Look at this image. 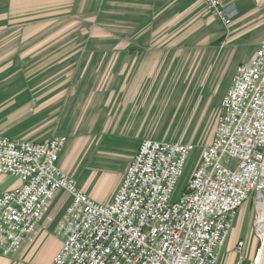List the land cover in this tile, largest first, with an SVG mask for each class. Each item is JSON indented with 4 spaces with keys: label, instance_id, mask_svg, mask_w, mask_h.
<instances>
[{
    "label": "built area",
    "instance_id": "1",
    "mask_svg": "<svg viewBox=\"0 0 264 264\" xmlns=\"http://www.w3.org/2000/svg\"><path fill=\"white\" fill-rule=\"evenodd\" d=\"M230 24L235 8L201 0ZM65 136L42 141L0 134V256L31 240L58 192L70 202L54 227L61 245L49 264H217L239 208L264 192V44L238 62L221 97L211 140L181 195L170 200L193 144L142 138L108 201L94 199L58 165ZM233 264H257L238 239Z\"/></svg>",
    "mask_w": 264,
    "mask_h": 264
},
{
    "label": "crops",
    "instance_id": "2",
    "mask_svg": "<svg viewBox=\"0 0 264 264\" xmlns=\"http://www.w3.org/2000/svg\"><path fill=\"white\" fill-rule=\"evenodd\" d=\"M220 1L235 8L230 23L232 33L258 29L257 44L264 43V30L260 29L264 27V0ZM204 11L201 0H0V106L23 105L25 100L34 98L39 109L47 107V129L46 132L40 129V133L33 131L23 138L42 141L53 136L66 137L64 133L77 128L74 123L84 122L80 129L85 128V136L109 140L102 142L106 151L100 149L99 153L122 154L128 162L136 153L140 139L160 136L151 129L160 118H151L149 106L142 110L148 116L143 113L142 117H136L134 100H145L151 90H162L166 97L176 85H83L87 81L88 54L94 52L97 67H110L112 74H128L133 67L131 57L143 54L148 57L151 52L156 56L157 48L152 49L153 46L176 28H198L200 20L204 22ZM209 17L212 24L221 25ZM79 23L90 24L95 31L91 38L96 43L109 40L110 45H96L88 53L85 48L88 37L72 33ZM105 27L113 32L106 33ZM105 58L109 62L101 61ZM239 58L248 59L244 55ZM66 69L70 85L61 82L52 85V77ZM42 121L41 115L39 122ZM55 122L58 124L48 130L49 124ZM0 134L22 137L1 125ZM130 139H136L133 140L136 144L126 147ZM120 145L127 152L116 150ZM107 198L99 201H108ZM69 202V196L58 192L32 239L24 241L14 256H0V264H49L61 245L54 227ZM231 242L232 237L227 247L230 256L224 264H233L235 258ZM221 257L220 250L218 260Z\"/></svg>",
    "mask_w": 264,
    "mask_h": 264
},
{
    "label": "rangeland",
    "instance_id": "3",
    "mask_svg": "<svg viewBox=\"0 0 264 264\" xmlns=\"http://www.w3.org/2000/svg\"><path fill=\"white\" fill-rule=\"evenodd\" d=\"M203 14L208 22L205 23L204 19L201 23L200 20L198 28L193 27L191 30V27L184 26L166 34L157 45L152 47V49L157 48L156 56L153 57L154 52H151L148 57H144V54L131 57L129 60L133 63V67L128 74H112L110 67H97L95 61L98 59L95 58L94 52L88 54L87 81L85 84L82 83L83 85H176L175 90H169L166 97L162 90H151L145 100L140 101L138 98L133 102L134 107L137 108L136 112L138 111L136 117H142L143 113L144 116H148L142 110L148 109L149 106L151 118H160L151 127L154 134L160 135L157 139L187 142L195 147L187 157L184 169L171 192L170 200H175L181 195L193 170L200 163L202 147L211 139L219 113L218 102L226 89L227 82L238 60L242 59L239 58L240 55L248 59L254 55L258 47L257 38L260 36V31L252 28L247 32L232 33L231 24L227 26L212 24L213 20L209 17V13L204 11ZM105 29L106 33L113 32L110 27ZM260 29L264 30V27ZM76 32L88 37L85 46L88 53L94 51L96 45L100 44L103 47L110 45L109 40L103 43L92 40L91 36L95 31L90 24H77L72 33ZM102 60L109 62L110 59ZM67 71L68 69L63 70L62 74L60 72L52 77V85H58L60 82L62 85H70L65 75ZM32 100H25L23 105L0 106L1 127L17 132L22 137H29L28 135L33 131L40 133V129L46 132L47 107L43 106L39 109L34 105L35 99ZM41 115L44 121L39 122ZM53 124L57 125L58 122L49 124L48 130H52L50 126ZM64 125L67 128L68 123L65 122ZM74 125H77L74 131L64 133L67 141L60 152L58 165L91 197L101 200L100 198L107 196L109 200L128 163L126 156L99 153L100 149L103 150L102 147H106L102 142L109 140L85 136L87 134L85 128L80 129V125H85L84 122H77ZM133 140L136 139L128 140L125 146L135 145L136 141ZM126 147L120 145L116 150L126 151ZM19 184L20 181L12 176L0 175V191L2 188L15 187ZM261 193L260 198L255 195L239 208L230 235L221 248L222 261L219 259L218 264H224L225 259L230 256V251L227 250L230 237H232V247L238 239L245 241V257L248 261L253 259L258 248H262L264 192Z\"/></svg>",
    "mask_w": 264,
    "mask_h": 264
},
{
    "label": "bare ground",
    "instance_id": "4",
    "mask_svg": "<svg viewBox=\"0 0 264 264\" xmlns=\"http://www.w3.org/2000/svg\"><path fill=\"white\" fill-rule=\"evenodd\" d=\"M262 193H258L257 194V198L259 195H261ZM261 196H259L260 198ZM263 202H264V199H263ZM262 234H263V237H264V225H263V229H262ZM257 262H259V264H264V241H263V246L261 248V251H260V254H259V258L257 259Z\"/></svg>",
    "mask_w": 264,
    "mask_h": 264
}]
</instances>
